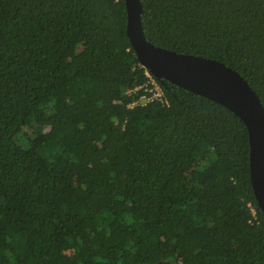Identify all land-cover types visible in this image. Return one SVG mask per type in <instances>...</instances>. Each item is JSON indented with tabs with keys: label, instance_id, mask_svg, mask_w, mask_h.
Listing matches in <instances>:
<instances>
[{
	"label": "trees",
	"instance_id": "obj_1",
	"mask_svg": "<svg viewBox=\"0 0 264 264\" xmlns=\"http://www.w3.org/2000/svg\"><path fill=\"white\" fill-rule=\"evenodd\" d=\"M141 4L264 105V0ZM148 73L125 0H0V264H264L245 122Z\"/></svg>",
	"mask_w": 264,
	"mask_h": 264
},
{
	"label": "water",
	"instance_id": "obj_2",
	"mask_svg": "<svg viewBox=\"0 0 264 264\" xmlns=\"http://www.w3.org/2000/svg\"><path fill=\"white\" fill-rule=\"evenodd\" d=\"M127 34L138 60L161 81L167 80L208 97L237 114L246 124L250 141V179L264 212V105L251 84L218 60L156 46L142 23L141 0H125Z\"/></svg>",
	"mask_w": 264,
	"mask_h": 264
},
{
	"label": "built area",
	"instance_id": "obj_3",
	"mask_svg": "<svg viewBox=\"0 0 264 264\" xmlns=\"http://www.w3.org/2000/svg\"><path fill=\"white\" fill-rule=\"evenodd\" d=\"M148 76L150 77V84L152 85L151 88H149V92H152L153 94L150 96L149 99L157 98L164 101L163 96L164 92L159 83L153 78V76L148 73Z\"/></svg>",
	"mask_w": 264,
	"mask_h": 264
}]
</instances>
